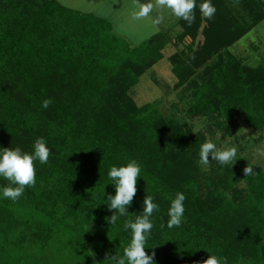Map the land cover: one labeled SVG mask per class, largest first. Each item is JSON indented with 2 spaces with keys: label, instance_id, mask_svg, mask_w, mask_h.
Instances as JSON below:
<instances>
[{
  "label": "trees",
  "instance_id": "16d2710c",
  "mask_svg": "<svg viewBox=\"0 0 264 264\" xmlns=\"http://www.w3.org/2000/svg\"><path fill=\"white\" fill-rule=\"evenodd\" d=\"M201 3L190 26L176 18L134 42L111 19L57 0H0V147L31 153L42 137L51 153L48 163L34 162L35 186L18 200L0 193V264H113L145 195L159 206L145 243L155 264H196L208 254L264 264V170L240 156L232 166L199 164L205 132L166 115L160 100L138 105L130 95L170 32L177 46L189 38L169 56L176 85L188 90L185 114L215 125L241 115L264 147V65L227 48L264 18V3L211 0L212 19L202 18ZM131 160L141 169L136 195L127 215L108 223V171ZM246 165L253 174L243 176ZM8 184L0 177V189ZM177 192L184 215L169 229Z\"/></svg>",
  "mask_w": 264,
  "mask_h": 264
},
{
  "label": "rangeland",
  "instance_id": "374dc122",
  "mask_svg": "<svg viewBox=\"0 0 264 264\" xmlns=\"http://www.w3.org/2000/svg\"><path fill=\"white\" fill-rule=\"evenodd\" d=\"M57 1L70 8L105 16L114 22L122 19V22L117 24L118 26L115 28L134 42L147 38L158 30L166 31L169 24L175 21V16L168 9L161 10L154 7L148 16L140 15L141 6L155 4V0ZM127 15L130 17H127L129 22L123 26V22L126 24ZM161 15L163 20L158 23ZM175 30H180V27L177 26ZM172 38L170 32V42L161 51L162 58L150 64L141 73L138 83L132 87L130 95L134 102L140 105L152 100H160L166 115L175 117L182 123H187L193 131L205 132L206 141L210 140L218 148H223L226 145L235 147L237 156L264 170V154H262L264 147L255 141L256 132L244 123L241 115L234 117V124L215 125L204 117H189L185 114L188 90L184 86L176 85L177 78L172 73L169 56L183 48L189 42V38H186L184 43L178 46L173 44ZM200 38V35L196 37L195 42ZM227 48L232 55L243 63L251 66L264 65V24L254 26L237 41L228 45ZM209 159L211 160V156Z\"/></svg>",
  "mask_w": 264,
  "mask_h": 264
},
{
  "label": "clouds",
  "instance_id": "9594fccd",
  "mask_svg": "<svg viewBox=\"0 0 264 264\" xmlns=\"http://www.w3.org/2000/svg\"><path fill=\"white\" fill-rule=\"evenodd\" d=\"M161 10L168 9L169 12L177 19H183L189 26L194 22L196 0H155V4L141 6L140 15L148 16L153 8ZM200 12L208 19H212L215 14V7L211 0H202L199 5ZM163 16L158 19L162 22ZM52 103L51 98L45 99L41 107L47 109ZM50 149L46 146L44 139L37 138L33 144L31 153L22 151L20 147L9 148L0 147V177L6 179L9 184L0 189L3 198L12 201L18 200L23 194L26 187H34L36 183L35 161L40 164L48 163ZM264 154V153H262ZM211 160L217 161L221 165H233L237 160V150L235 147L225 146L218 148L215 143L206 141L201 144L199 151V164L207 166ZM141 169L135 160L119 167L112 166L108 171V176L115 187V194H107L106 202L109 210H114L110 217H107L108 223L115 224L119 216L127 215V207L131 205L137 192V178L141 177ZM253 174V167L245 166L243 176ZM185 195L177 192L174 198L170 199L168 208L167 227H179L184 215ZM158 204L153 202L151 196L145 195L143 198V214L137 216L135 220H128L124 224L126 230H131V239L123 249V255H110L113 264H155L154 255H149L145 251L147 234H150L153 223L150 217L154 211H158ZM161 227H164L161 224ZM196 264H227L226 258L223 260L215 255H209Z\"/></svg>",
  "mask_w": 264,
  "mask_h": 264
},
{
  "label": "crops",
  "instance_id": "0c3cea01",
  "mask_svg": "<svg viewBox=\"0 0 264 264\" xmlns=\"http://www.w3.org/2000/svg\"><path fill=\"white\" fill-rule=\"evenodd\" d=\"M262 1H263V3H264V0H262ZM201 16H202V18H205V17L202 15V13H201ZM127 17H129V16H128V15L126 16V19H127V20H126V24H125V22H123V24H122L123 26L127 25L128 22H129ZM129 18H130V17H129ZM175 19H176V17H175ZM121 22H122V19H121V21L118 19V21H116L115 23L119 25V23H121ZM173 22H174V21H173ZM262 23L264 24V18H262V19H261L256 25L258 26V25H260V24H262ZM201 24H204V21L201 22ZM256 25H255V26H256ZM199 35L201 36V33H200V32H198V36H199ZM198 36H197V37H198ZM198 39H199V38H198ZM200 39H201V38H200Z\"/></svg>",
  "mask_w": 264,
  "mask_h": 264
}]
</instances>
